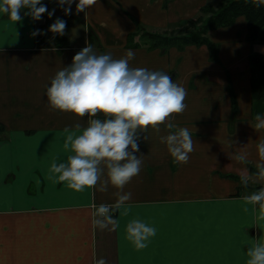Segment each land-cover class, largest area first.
Wrapping results in <instances>:
<instances>
[{
    "label": "crops",
    "instance_id": "0c3cea01",
    "mask_svg": "<svg viewBox=\"0 0 264 264\" xmlns=\"http://www.w3.org/2000/svg\"><path fill=\"white\" fill-rule=\"evenodd\" d=\"M216 1L95 0L87 12L73 3L66 15L55 0H42L56 8L53 16L0 19V264H93L100 256L106 264H243L242 241L260 234L242 208L243 196L260 182L245 188L239 170L255 171L254 140L264 135L251 126L264 113V73L256 66L264 61V41L246 40L242 16L206 33L216 60L205 45L150 48L145 35L180 30ZM56 17L67 21L63 35L48 30ZM35 28L44 31L32 36ZM87 42L115 56L134 49L132 65L163 69L188 93L186 109L174 116L192 129L190 159L170 157L159 141L163 124L149 128L146 140L141 133L144 163L125 186L134 204L119 230L92 223L91 205L113 200L114 188L76 191L46 176L51 157L65 151V125L87 117L50 108L45 86ZM229 139L234 147L248 143L246 164L231 160ZM132 216L157 226L144 249L124 237Z\"/></svg>",
    "mask_w": 264,
    "mask_h": 264
},
{
    "label": "clouds",
    "instance_id": "9594fccd",
    "mask_svg": "<svg viewBox=\"0 0 264 264\" xmlns=\"http://www.w3.org/2000/svg\"><path fill=\"white\" fill-rule=\"evenodd\" d=\"M67 15L75 3L76 12H87L95 0H55ZM47 11L53 16L56 8L48 9L42 0H0V19L20 22L24 16L33 20L42 18ZM23 12V15H22ZM67 21L61 17L48 26L55 35H63ZM44 30L35 28L32 36ZM132 48L123 55L111 51L97 52L93 44L86 43L72 57L67 66L60 67L45 86L47 103L54 110L71 112L87 117L63 129V154L51 157L46 176L65 187L84 191L97 188L101 192L114 188V199L93 203L92 223L100 229L119 230L121 217L129 216L134 201L125 186L137 176L144 163L140 152V134L147 139L149 128L166 130L159 136L170 157L176 163H186L194 150L192 129L179 124L174 114L186 107L187 89L163 69L134 66ZM256 131L264 130V113H256ZM255 141L257 159L255 171L240 168V183L247 188L250 181L260 186L243 196L242 208L260 234L246 237L243 264H264V135ZM231 160L246 164L247 144L233 146L229 139ZM63 156V158H61ZM38 182V181H37ZM118 213V215H117ZM157 233L154 223L137 216L129 218L123 227L127 241L137 250L144 249ZM93 264H106L103 256L94 257Z\"/></svg>",
    "mask_w": 264,
    "mask_h": 264
},
{
    "label": "trees",
    "instance_id": "16d2710c",
    "mask_svg": "<svg viewBox=\"0 0 264 264\" xmlns=\"http://www.w3.org/2000/svg\"><path fill=\"white\" fill-rule=\"evenodd\" d=\"M200 15L195 20H188L185 28L172 31L167 34H145L150 40V48L174 46L183 50L185 46L205 45L212 60H216L217 47L207 38L206 33L220 27L234 24L238 17H244L246 21V40L264 41V1L263 0H218L216 7L206 6L201 9ZM188 26V27H186ZM56 41L59 39L56 37ZM264 73V61H257ZM261 97L264 96V88L261 89ZM232 107L235 100L231 96Z\"/></svg>",
    "mask_w": 264,
    "mask_h": 264
},
{
    "label": "rangeland",
    "instance_id": "374dc122",
    "mask_svg": "<svg viewBox=\"0 0 264 264\" xmlns=\"http://www.w3.org/2000/svg\"><path fill=\"white\" fill-rule=\"evenodd\" d=\"M215 3L217 2L216 0H213ZM264 1V0H263ZM53 21H52V19H51V23H52ZM186 27H188V26H186ZM183 28V27H182ZM184 28H185V26H184ZM178 31V30H177Z\"/></svg>",
    "mask_w": 264,
    "mask_h": 264
}]
</instances>
